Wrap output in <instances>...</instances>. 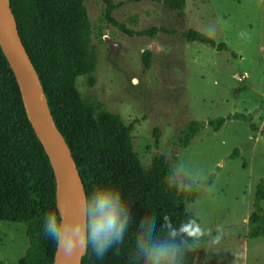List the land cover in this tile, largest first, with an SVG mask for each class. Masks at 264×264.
Returning <instances> with one entry per match:
<instances>
[{"label": "rangeland", "instance_id": "374dc122", "mask_svg": "<svg viewBox=\"0 0 264 264\" xmlns=\"http://www.w3.org/2000/svg\"><path fill=\"white\" fill-rule=\"evenodd\" d=\"M110 5L112 17L134 32L157 27L172 33L130 37L106 21ZM86 7L98 64L91 77L77 79L81 97L134 124L133 146L144 167L156 157L169 167L179 158L187 171L207 177L187 204L211 233L202 236L194 264H264V237H249L264 183V0H186L178 12L150 0H88ZM189 30L229 51L185 41ZM146 51L152 53L149 68ZM254 113L256 134L231 121L218 132L206 126L188 148L181 146L192 121ZM217 227L221 238L213 244ZM28 248L25 225L0 223L1 263L18 264Z\"/></svg>", "mask_w": 264, "mask_h": 264}, {"label": "trees", "instance_id": "16d2710c", "mask_svg": "<svg viewBox=\"0 0 264 264\" xmlns=\"http://www.w3.org/2000/svg\"><path fill=\"white\" fill-rule=\"evenodd\" d=\"M23 44L38 72L56 126L69 145L83 180L86 193L98 186L120 192L122 202L135 219L125 234L118 254L109 252L97 260L89 248L82 264H129L137 225L149 218L159 229L165 218L173 227L201 228L189 212L199 187L181 191L165 182L169 165L164 157L154 158L149 168L143 166L134 150V124L126 125L122 116L106 110L103 104L85 101L76 81L91 77L97 69V55L90 50L92 28L88 19V0H10ZM171 11H183L186 0H150ZM114 6L107 7L106 21L122 33L154 38L164 28L134 32L112 17ZM189 43H200L219 51H229L196 30L182 34ZM152 53L144 52L149 68ZM93 84V78H90ZM254 114H234L213 121H192L183 131L182 148H188L206 126L215 132L228 122L240 121L252 133L259 130ZM264 183L256 193V211L250 217L251 239L264 237ZM57 209L56 179L50 160L26 114L15 75L0 47V223H20L26 227L29 248L18 264H54L57 245L42 232V218ZM202 229V228H201ZM187 254L186 264H194L200 254L199 244ZM0 264H3L0 262Z\"/></svg>", "mask_w": 264, "mask_h": 264}, {"label": "clouds", "instance_id": "9594fccd", "mask_svg": "<svg viewBox=\"0 0 264 264\" xmlns=\"http://www.w3.org/2000/svg\"><path fill=\"white\" fill-rule=\"evenodd\" d=\"M207 177L200 172H189L181 159L177 158L169 167L165 182L169 187L190 191L206 182ZM135 219L129 208L122 202L119 191L98 186L85 194L81 212L66 215L59 209L48 211L42 218V232L56 245L62 246L64 253L71 254L77 249H91L97 260H103L111 251L118 254L125 234ZM129 264H186L187 254L210 230L199 226L188 229L173 227L167 218L158 229L149 218L140 220ZM217 235L211 237L213 244L219 242L222 229L217 227Z\"/></svg>", "mask_w": 264, "mask_h": 264}, {"label": "water", "instance_id": "95a60500", "mask_svg": "<svg viewBox=\"0 0 264 264\" xmlns=\"http://www.w3.org/2000/svg\"><path fill=\"white\" fill-rule=\"evenodd\" d=\"M0 47L20 88L28 119L50 160L56 179L57 209L66 215L82 211L85 186L77 164L51 113L38 72L19 33L10 0H0ZM87 250L65 254L57 245L54 264H82Z\"/></svg>", "mask_w": 264, "mask_h": 264}]
</instances>
